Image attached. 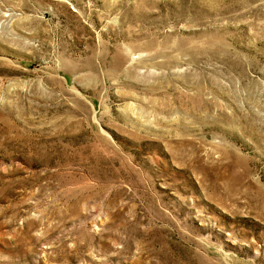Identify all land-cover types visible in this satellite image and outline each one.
I'll use <instances>...</instances> for the list:
<instances>
[{
  "label": "rangeland",
  "instance_id": "374dc122",
  "mask_svg": "<svg viewBox=\"0 0 264 264\" xmlns=\"http://www.w3.org/2000/svg\"><path fill=\"white\" fill-rule=\"evenodd\" d=\"M0 264H264V0H0Z\"/></svg>",
  "mask_w": 264,
  "mask_h": 264
}]
</instances>
